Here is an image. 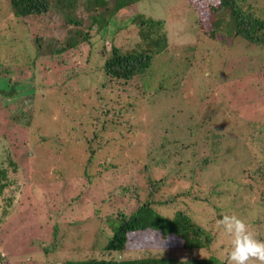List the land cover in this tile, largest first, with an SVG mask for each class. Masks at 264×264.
Masks as SVG:
<instances>
[{
    "label": "rangeland",
    "instance_id": "1",
    "mask_svg": "<svg viewBox=\"0 0 264 264\" xmlns=\"http://www.w3.org/2000/svg\"><path fill=\"white\" fill-rule=\"evenodd\" d=\"M219 1L140 0L122 11L120 24L138 13L162 20L167 39L149 71L124 82L103 74L109 41L93 35L51 55L52 41L62 37L59 17H16L10 0H0V166L7 159L15 164L0 192V263L104 258L115 213L137 207L116 190L123 166L135 158L150 162L161 181L159 198L189 193L160 212L182 210L212 238L192 256L170 248L171 236L138 230L127 235L124 258L149 248L182 261L213 255L226 262L231 240L216 223L226 214L264 239V132L238 136L245 120L264 122V48L233 35L228 9L211 8ZM238 6L242 14L264 17V0ZM126 26L113 44L141 49L133 26ZM10 87L14 93L2 94ZM231 106L242 125L231 124ZM96 114H106L108 125L92 138L101 122ZM127 169L120 183L133 187L135 172ZM141 185L145 199L148 183Z\"/></svg>",
    "mask_w": 264,
    "mask_h": 264
},
{
    "label": "trees",
    "instance_id": "2",
    "mask_svg": "<svg viewBox=\"0 0 264 264\" xmlns=\"http://www.w3.org/2000/svg\"><path fill=\"white\" fill-rule=\"evenodd\" d=\"M138 1L140 0H10V8L12 9V14L16 17L24 18L33 14H51L59 17L62 37H60L58 42L52 41L56 48H49L51 55L76 48L80 44L89 43L93 35H98L101 40L109 41L112 47L109 52L107 51L108 57L101 64L103 74L111 80L128 82L134 76L149 71L154 57L161 54L162 51L164 52L167 48L166 31L162 28V20L147 18L138 13L134 14L130 19L125 20V22L118 23L120 13ZM238 1L220 0L218 4L211 6V8L213 10L224 7L228 9L233 27V35L253 45H260L264 48V17H253L250 12L242 14ZM126 25L133 26L136 35L140 38L141 43L144 44L141 49H136L133 46L124 50L125 46L118 47L113 44L115 35L125 30L127 28ZM34 40L37 41L38 39L35 38ZM168 60L171 61V59ZM4 93L8 96L14 92L11 91L10 87L9 91H4L3 89L2 94ZM235 107L231 106V112L236 117L237 112ZM139 108L142 109V107ZM104 109L98 108L99 112ZM105 110L110 112L107 109ZM126 112L130 113L129 111ZM111 116L115 115L112 114ZM96 117H99L101 122L97 128L91 129L92 132H95L92 138L102 136V132L106 131L108 125L105 121L107 118L106 114H96ZM93 122L90 118L89 123L92 124ZM230 122L232 125L236 124V126L243 124L240 117L231 119ZM256 132H264V122L259 123L245 120V125H242L241 130L238 131V136H244L246 133L248 136H253ZM78 135L79 133L73 138L77 139ZM158 152L161 153L160 150ZM135 159V162L126 164L130 169L129 171L135 172L134 177L136 179L132 178L134 186H125L120 183L127 176L128 169L125 165L122 168L126 170L122 172L123 178L116 180L117 186H119L116 187V190L127 201L135 200L138 202L136 203L137 207L132 209L128 215L126 213L123 214L122 210H118L115 213L112 219L114 222L109 226L112 237L109 238L106 246L101 250L104 253V258L102 256H93L88 259L67 261L65 264H226V262L218 261L213 255L182 261L171 256H162L149 248H145L144 254L135 258L123 257L124 253L128 252V248H126L127 235L131 232L135 233L138 230L150 229L159 232L163 237L171 236L173 238V245L170 248L183 250L192 256L197 254L202 248H208L212 238L211 233L194 224L191 217L186 216L182 210L175 211L169 217L160 212L159 206L174 202L176 198L188 197L189 193L182 192L173 196L168 201L167 198H159L158 194L160 190L158 184L161 181L159 177L151 175V169L148 166L150 162L144 158ZM138 162L143 163L141 169H138L136 166ZM9 168L10 170H15V164L12 159H7L6 167L0 166V192L5 187L4 181L7 178ZM141 173H143L142 176ZM140 183H148L149 191L145 199H142L145 187L144 185L140 186ZM103 199L106 200L109 197L103 194ZM52 234L55 236L54 232ZM53 245L54 243L51 244V246ZM51 246L44 249H50ZM43 254L45 257L49 255L47 250H43ZM0 264H2V261Z\"/></svg>",
    "mask_w": 264,
    "mask_h": 264
},
{
    "label": "clouds",
    "instance_id": "3",
    "mask_svg": "<svg viewBox=\"0 0 264 264\" xmlns=\"http://www.w3.org/2000/svg\"><path fill=\"white\" fill-rule=\"evenodd\" d=\"M216 223L231 240L226 264H264V239L245 220L226 214Z\"/></svg>",
    "mask_w": 264,
    "mask_h": 264
}]
</instances>
